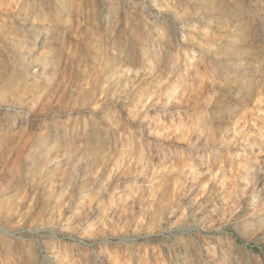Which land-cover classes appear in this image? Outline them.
<instances>
[{
    "label": "rangeland",
    "instance_id": "374dc122",
    "mask_svg": "<svg viewBox=\"0 0 264 264\" xmlns=\"http://www.w3.org/2000/svg\"><path fill=\"white\" fill-rule=\"evenodd\" d=\"M0 264H264V0H0Z\"/></svg>",
    "mask_w": 264,
    "mask_h": 264
},
{
    "label": "bare ground",
    "instance_id": "6f19581e",
    "mask_svg": "<svg viewBox=\"0 0 264 264\" xmlns=\"http://www.w3.org/2000/svg\"><path fill=\"white\" fill-rule=\"evenodd\" d=\"M68 9H69V11L71 10L70 7ZM108 14H110V9L109 10L107 9L106 14L104 15V18L107 19ZM26 24H29L28 28H30V27L32 28L35 25V23H33V21H27ZM51 34H52V31L46 30V31L38 34L37 36H35L31 40L26 41L25 44L23 45L26 60L23 61L21 66L23 67L22 70L27 71L29 73L30 72L32 73L33 76H31V78H30V79H32L31 83H33V81L42 82L43 80H45L47 78V76L51 72H52L51 73L52 74L51 75V82L52 83L58 82L59 72L54 70L53 68H51V65H50L51 63L45 57L40 58L41 52H42L41 50L43 49L44 46H46L45 39H47V37H49ZM21 74L25 75L24 72H22ZM10 108L11 107L6 106L4 110L9 111ZM42 149H44V147L41 146V148H39L38 151H41ZM38 158H41V155ZM39 160L40 159H37V161H39ZM214 259H215V257L212 256L210 261H213Z\"/></svg>",
    "mask_w": 264,
    "mask_h": 264
}]
</instances>
